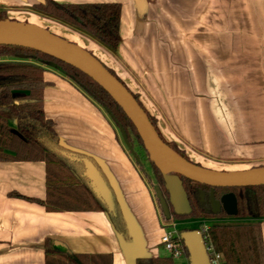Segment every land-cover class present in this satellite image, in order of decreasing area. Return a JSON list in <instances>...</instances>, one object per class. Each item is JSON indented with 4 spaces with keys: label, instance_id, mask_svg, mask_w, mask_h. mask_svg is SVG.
<instances>
[{
    "label": "crops",
    "instance_id": "obj_1",
    "mask_svg": "<svg viewBox=\"0 0 264 264\" xmlns=\"http://www.w3.org/2000/svg\"><path fill=\"white\" fill-rule=\"evenodd\" d=\"M54 1L119 3L116 51L52 18L13 11L25 0L0 6L90 51L190 161L219 171L264 166V0H144L142 11L134 0ZM42 78L58 145L98 168L126 232L102 209L47 211L29 200L46 199L44 161H0V264H47L64 255L59 243L104 264L162 257L159 207L110 116L57 70L44 67ZM261 229L264 245V219Z\"/></svg>",
    "mask_w": 264,
    "mask_h": 264
},
{
    "label": "trees",
    "instance_id": "obj_2",
    "mask_svg": "<svg viewBox=\"0 0 264 264\" xmlns=\"http://www.w3.org/2000/svg\"><path fill=\"white\" fill-rule=\"evenodd\" d=\"M33 9L42 15L58 20L74 30L92 37L112 52L116 51L118 47L121 13V5L119 3H59L54 0H39L33 5ZM6 18L5 13L0 12V20ZM44 67H51L57 70L75 84L94 103L103 108L116 127L119 128L121 126L125 130L129 144L130 134H133L142 146L137 131L122 109L89 76L77 68L39 51L19 46L0 45V161L45 162L47 173L46 199L43 201L38 199L29 200H33L44 206L47 211L94 209L106 211L86 185L81 173H78L56 151V149L60 150L61 147L58 145V137L54 130V124L50 119L45 117L42 109V89L45 86L42 78ZM106 68L125 86L110 68ZM132 95L144 109L137 95L134 93ZM144 111L161 139L177 153L189 160L174 144L163 139L156 127L155 119L145 109ZM10 121L13 122V127L10 125ZM130 146L132 147L131 144ZM151 165L162 183L157 186L168 202V194L164 189L162 176L152 163ZM51 177L67 185H61L59 188L54 187V190L51 188ZM181 179L192 211L187 215H177L168 203L171 219L186 218L192 214L193 216L207 218H215L217 216L228 217L222 210L218 213H213L201 201L199 189L202 190V188L198 186L204 187L206 190H209L210 187L192 182L183 177ZM74 180L77 181L68 182ZM194 185L196 186L194 187ZM244 190L252 191L254 198L250 200L248 196L239 194ZM227 192L235 194L238 205L237 215L229 217H246L257 219L258 221L211 224L208 232L215 249L222 253L227 264H264V245L261 229V219H264V185L215 188V196L217 198ZM17 196L20 197V195ZM76 197L79 199H76ZM192 197L197 203L196 207L194 206L196 210L195 214L191 204ZM89 200L94 202V206L89 204ZM156 200L160 209L159 201L157 198ZM160 212L161 217L166 219L161 209ZM111 219L117 225L120 232H126V227L121 222L117 208L116 216L111 217ZM49 242H51L50 246H52V241ZM183 249L185 256L188 258L185 246H183ZM65 256L67 264H90L93 259L86 253L70 252L69 254H65ZM136 262L137 264H141L142 261L137 260ZM148 263L173 264V257L171 255L164 256L152 259Z\"/></svg>",
    "mask_w": 264,
    "mask_h": 264
},
{
    "label": "water",
    "instance_id": "obj_3",
    "mask_svg": "<svg viewBox=\"0 0 264 264\" xmlns=\"http://www.w3.org/2000/svg\"><path fill=\"white\" fill-rule=\"evenodd\" d=\"M39 1V0H36ZM138 9L143 10L145 1L134 0ZM0 45L19 46L33 49L71 65L102 87L133 124L142 142L149 161L160 172L168 202L158 186L155 196L166 219H170V209L177 215H187L192 211L181 177L192 182L210 187L207 202L213 213L221 210L228 216L238 213L237 198L233 192L215 196V188L254 187L264 185V166L251 167L245 170L219 171L200 166L187 160L165 143L149 120L144 109L138 104L132 93L98 60L90 51L71 42L50 30L33 23L12 20H0ZM121 137L132 150L127 141L125 130L119 126ZM60 153L74 163L82 164L81 176L94 193L96 199L104 206L109 216H116V204L112 191L106 184L101 172L93 162L85 157H74ZM200 199L203 191L199 189ZM183 244L188 252L189 264H210L205 251L201 233L197 229L181 233ZM56 248L64 253L70 251L59 243ZM55 245V243H54Z\"/></svg>",
    "mask_w": 264,
    "mask_h": 264
},
{
    "label": "rangeland",
    "instance_id": "obj_4",
    "mask_svg": "<svg viewBox=\"0 0 264 264\" xmlns=\"http://www.w3.org/2000/svg\"><path fill=\"white\" fill-rule=\"evenodd\" d=\"M25 1H26L25 3H28V4H23L24 5L23 7H22V5L21 6L12 5L11 7H13V11H16V12L31 11L33 13L42 15V14L36 12L33 9V5H35L37 3V1H35V0H25ZM0 12L5 13V16L7 18H9L8 17L9 15L7 13V9L6 8L0 6ZM42 16H45V15H42ZM45 17H48V16H45ZM48 18H50V17H48ZM9 19L16 20L13 17L9 18ZM24 22L25 23H29V21H24ZM105 113H106V111H105ZM117 131H118V135H119L120 140L123 143L124 147L126 148L128 153H130L131 158L134 161V163L141 170V173H142L144 179L146 180V182L148 183L150 189L152 190V193L154 195V199H155V201L157 203V200H156V197H155V187L158 184L161 185L162 183H161V181L159 179V176L156 174L155 170L153 169V167H152V165H151V163H150V161L148 159L147 154L145 153L144 149L139 144V142L137 141V139L134 137L133 134H130V140H129L130 144L132 145V150H131L126 145V143H124V141H123V139L121 137V133H120L118 128H117ZM56 151L59 154L60 153H67V151L62 149V148L60 150L56 149ZM65 155H67V154H65ZM186 157H187V155H186ZM65 159H66L67 163H69L71 166H73L78 171V173H80L82 171V164L81 163L71 162L66 157H65ZM50 180H51V188H53V189H54V187H58L59 188L61 185H67V184H64V183H60L59 180H57L55 178H52V177H51ZM75 181H77V180L68 181V182L72 183V182H75ZM192 186H193V184H192ZM195 186L196 185H194V187ZM198 187L202 188V191H203L202 202L206 205L207 192L208 191L204 187H201V186H198ZM239 194H241L243 196H248L250 198V200L254 198V193L252 191H250V190H244L243 192H240ZM76 199H79V198L76 197ZM114 201H115V198H114ZM89 204L91 206H94V202H92L91 200H89ZM115 204H116V202H115ZM191 204H192L193 208H194V206L196 207L197 203H196V201H195V199L193 197L191 199ZM116 208H117V204H116ZM193 211H194V214H195L196 213L195 208H194ZM158 212H159V215H160V220L162 221L163 219L161 217V212H160L159 208H158ZM173 221L177 224L176 227L178 228V230L183 232L186 229H188V230L189 229L190 230L191 229H198L200 226H202V224H205L206 226H210L211 224H216V223L256 222L258 220L257 219H253V218H246V217L236 218V217H229V216L228 217L217 216L215 218H209V217L207 218V217L193 216V214H192L191 216L186 217V218L173 219ZM159 251H160V256H162V257L163 256H169V253L166 250H164L162 248V246H160ZM101 260L102 259H94V260L92 259L90 264H104V262H106V260H102L104 262H101ZM47 264H67V259H66L65 254L64 255H56V256H53V257L50 256L48 258ZM173 264H189V260H188L187 257L173 258Z\"/></svg>",
    "mask_w": 264,
    "mask_h": 264
},
{
    "label": "built area",
    "instance_id": "obj_5",
    "mask_svg": "<svg viewBox=\"0 0 264 264\" xmlns=\"http://www.w3.org/2000/svg\"><path fill=\"white\" fill-rule=\"evenodd\" d=\"M163 219V218H162ZM173 219H163L160 221L161 237L160 246L166 250L173 258L186 257L183 249L181 231L176 227ZM209 226L202 224L197 230L201 233L206 254L210 264H227L222 253L217 251L212 243L208 232Z\"/></svg>",
    "mask_w": 264,
    "mask_h": 264
},
{
    "label": "flooded vegetation",
    "instance_id": "obj_6",
    "mask_svg": "<svg viewBox=\"0 0 264 264\" xmlns=\"http://www.w3.org/2000/svg\"><path fill=\"white\" fill-rule=\"evenodd\" d=\"M207 191H209V190H207ZM206 207H209V208L211 209V207H210V205L208 204V202H206Z\"/></svg>",
    "mask_w": 264,
    "mask_h": 264
}]
</instances>
